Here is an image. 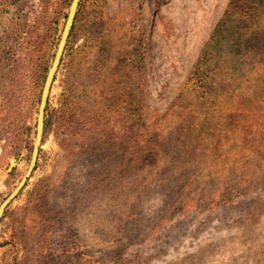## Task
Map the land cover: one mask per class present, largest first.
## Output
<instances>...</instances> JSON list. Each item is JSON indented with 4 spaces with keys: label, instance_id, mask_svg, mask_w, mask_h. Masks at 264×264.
<instances>
[{
    "label": "rangeland",
    "instance_id": "rangeland-1",
    "mask_svg": "<svg viewBox=\"0 0 264 264\" xmlns=\"http://www.w3.org/2000/svg\"><path fill=\"white\" fill-rule=\"evenodd\" d=\"M72 1L0 0V206ZM0 264H264V9L79 0Z\"/></svg>",
    "mask_w": 264,
    "mask_h": 264
},
{
    "label": "water",
    "instance_id": "water-1",
    "mask_svg": "<svg viewBox=\"0 0 264 264\" xmlns=\"http://www.w3.org/2000/svg\"><path fill=\"white\" fill-rule=\"evenodd\" d=\"M78 3H79V0H73L71 3L68 18H67L65 27L63 29L61 39L59 41L58 48L56 50L53 62L51 64L50 69L48 70V73L46 75V79L43 85L40 104L38 108L37 121H36L35 142H34L33 149H32L29 169L27 170V172L25 173V175L23 176V178L17 185L16 189L4 200V202L0 206V217L3 213L4 208L17 195L19 190L24 186L26 180L30 176V173L36 163L38 152H39V147L41 145L42 137H43L45 108L47 105V101H48V97L51 91L52 84L55 80V77H56L62 56H63V51L66 45L67 38L69 36L71 27L73 25Z\"/></svg>",
    "mask_w": 264,
    "mask_h": 264
},
{
    "label": "trees",
    "instance_id": "trees-1",
    "mask_svg": "<svg viewBox=\"0 0 264 264\" xmlns=\"http://www.w3.org/2000/svg\"><path fill=\"white\" fill-rule=\"evenodd\" d=\"M244 2L245 5H249L250 8L258 13L261 9H264V0H232V3H240ZM235 14V13H234ZM234 14H231L230 16L224 17L217 25L216 32L218 33L216 36L223 38L224 36L228 38V42H230L232 47H238V42L232 39V36L234 34L227 33L228 29H230V24L232 23V20L235 22L236 18H233ZM257 17V15H255ZM227 27V28H226ZM67 117L61 119V121H66ZM51 124L50 120H46L45 126H49Z\"/></svg>",
    "mask_w": 264,
    "mask_h": 264
}]
</instances>
